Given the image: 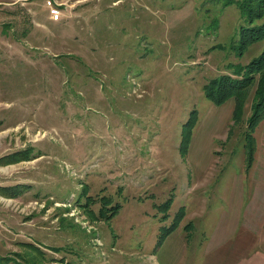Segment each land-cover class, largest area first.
<instances>
[{"label":"rangeland","instance_id":"obj_1","mask_svg":"<svg viewBox=\"0 0 264 264\" xmlns=\"http://www.w3.org/2000/svg\"><path fill=\"white\" fill-rule=\"evenodd\" d=\"M54 1L59 20L45 0H0V255L264 264V117L249 165L253 90L236 122L233 97L203 92L264 47L241 46L237 5Z\"/></svg>","mask_w":264,"mask_h":264},{"label":"trees","instance_id":"obj_2","mask_svg":"<svg viewBox=\"0 0 264 264\" xmlns=\"http://www.w3.org/2000/svg\"><path fill=\"white\" fill-rule=\"evenodd\" d=\"M235 3L241 11L242 17L245 24L239 26V38L241 46L245 47L254 41L264 39V22L258 23L257 20L262 18L264 15V0H227L225 2ZM252 92L251 102V115L247 118V131L245 132V138L250 144L249 148V159L248 162L252 163V143L251 129L256 123L264 117V47L261 53L254 57L252 60L244 65L237 67L231 74L226 73L216 77H212L204 86L203 92L205 97L212 101L216 105L224 103L228 98H234V106L232 109V119L234 122L238 121L243 113V107L247 99V94L250 90ZM195 110L192 111L189 118L181 126V147L186 149V142H189L194 124L196 122ZM251 163L249 165H251ZM248 165V163H247ZM105 203V201H102ZM171 199L163 203V206L170 205ZM117 208V204L112 208L111 212L107 215L108 217L114 215V209ZM167 208V207H166ZM103 209V208H102ZM177 216L172 222L171 228H174L176 223L184 216V208L180 207L176 211ZM99 214H102V210H99ZM112 214V215H110ZM169 229H166V232ZM165 232V233H166ZM162 237L159 238L158 243ZM28 246H32L38 258L43 257V252L38 246L27 243ZM12 257L9 254L0 255V264H33L32 259L21 253L15 254Z\"/></svg>","mask_w":264,"mask_h":264},{"label":"built area","instance_id":"obj_3","mask_svg":"<svg viewBox=\"0 0 264 264\" xmlns=\"http://www.w3.org/2000/svg\"><path fill=\"white\" fill-rule=\"evenodd\" d=\"M48 8V16L50 19L59 20L60 16V7L62 6L61 3L55 2L54 0H45Z\"/></svg>","mask_w":264,"mask_h":264}]
</instances>
